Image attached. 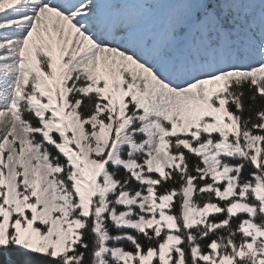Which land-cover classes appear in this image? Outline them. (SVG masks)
<instances>
[{"label":"snow or ice","instance_id":"obj_1","mask_svg":"<svg viewBox=\"0 0 264 264\" xmlns=\"http://www.w3.org/2000/svg\"><path fill=\"white\" fill-rule=\"evenodd\" d=\"M0 264H264V0H0Z\"/></svg>","mask_w":264,"mask_h":264}]
</instances>
